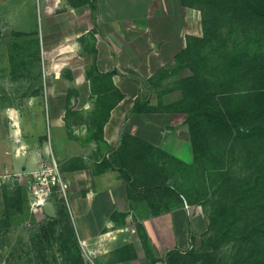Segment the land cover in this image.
<instances>
[{
	"label": "rangeland",
	"instance_id": "rangeland-1",
	"mask_svg": "<svg viewBox=\"0 0 264 264\" xmlns=\"http://www.w3.org/2000/svg\"><path fill=\"white\" fill-rule=\"evenodd\" d=\"M54 1L0 0V264H168L170 250L195 251L196 264H264V233L247 237L264 219V194L255 189L245 195L264 161V145L208 134L207 153L196 152L187 114L176 106L184 97L181 81L192 70L222 108L238 107L258 90L261 78L264 83V22L236 19L202 0L187 6L181 0H118L122 18L127 10L143 26L120 30L118 41L132 48L130 54L123 50L112 58L101 50L99 60L97 27L87 24L98 0H60L57 16H42L41 7ZM69 6L78 7L73 23ZM56 38L59 47L80 42L60 51ZM232 59L236 74L227 72ZM257 64L261 78L247 72ZM123 97L133 106L111 123L107 138L118 148L124 135L132 136L148 164L134 177L169 191L132 189L121 170L101 162L111 144L104 131L102 139L97 135ZM137 99L142 106L133 111ZM8 113L18 118L17 126ZM50 157L68 183V201L50 199L57 221L47 242L43 227L50 219L32 207L25 185ZM87 169L103 189L90 214L80 199ZM16 188L22 208L9 203V210L3 195L12 197ZM116 206L130 209L131 242L98 245L93 236L104 234V214L117 220L112 231L125 227L112 215ZM80 236L91 240L81 245Z\"/></svg>",
	"mask_w": 264,
	"mask_h": 264
},
{
	"label": "trees",
	"instance_id": "trees-1",
	"mask_svg": "<svg viewBox=\"0 0 264 264\" xmlns=\"http://www.w3.org/2000/svg\"><path fill=\"white\" fill-rule=\"evenodd\" d=\"M191 0H181L183 5H189ZM205 2H211L215 4L218 9L232 15L236 19L240 20H252L264 22V0H202ZM186 49H183L178 57H182L186 53ZM236 59H232L230 65H227L228 74L237 73L238 64H235ZM258 64L255 65L250 71L247 72L254 74V76L260 77ZM192 76L182 79L181 88L184 92V97L181 102L176 106L178 110H182L187 114L186 121L189 125L190 132L192 133V143L196 152L201 151L203 154L207 153L206 148L209 146L207 141V135H215L219 137H239L249 141H254L264 145V83L261 78V87L258 90L252 91L243 97V103L238 107L222 108L215 103L216 94L208 90V84L202 81L201 76L197 71L192 70ZM233 80H227L226 85ZM229 99L233 102L234 97L230 96ZM141 102L139 99L135 100L133 111L139 110ZM142 106V105H141ZM103 129H100L98 137L102 139ZM101 162L109 167L116 166L123 173L125 180L132 189H163L169 191L170 188L165 184H146L141 180L134 177L138 172L148 168V164L142 153L137 149L133 137L130 135H124L122 137L121 145L118 148L112 149L108 157H103ZM259 173L255 179V183H251L245 195L251 197L248 194V190L259 189L260 193L264 194V161L259 167ZM5 207L9 210L17 207L22 208V197L20 188H16L10 197V194L4 192ZM16 200L17 203L13 202ZM10 201V202H9ZM8 202V204H7ZM221 208H223L224 202L218 201ZM9 203L13 205V208H9ZM232 202L231 204H233ZM236 204V203H234ZM234 208V205H232ZM231 210V206H227V211ZM57 213V212H56ZM50 219V218H49ZM56 218L50 219L46 227H43V238L49 241L52 234L55 233ZM259 229L264 233V219L259 223H255L250 227L247 237L252 232H258ZM70 230V227H69ZM71 235H74L71 232ZM75 240L74 236L69 238ZM77 247V246H76ZM199 255L192 250L179 251L170 250L167 254L168 264H196L199 259Z\"/></svg>",
	"mask_w": 264,
	"mask_h": 264
},
{
	"label": "crops",
	"instance_id": "crops-1",
	"mask_svg": "<svg viewBox=\"0 0 264 264\" xmlns=\"http://www.w3.org/2000/svg\"><path fill=\"white\" fill-rule=\"evenodd\" d=\"M61 1L60 0H55L54 1V6H45V7H41V15L43 16L44 14L46 15V18L52 17V16H57L56 14V9L59 7V3ZM84 8V7H82ZM119 8H120V12H121V7H120V3L118 0H98V4H97V10H95V17L94 19L91 18V22L87 23L93 26L97 27V33L94 34V36L96 37V49L98 51V59L100 60V53L101 50L102 51H107L109 52L112 58L113 55L116 57H118L121 53V51L123 52V50H125L124 52L130 54L132 51V48L130 46H127V48H125L124 46H122L120 44V42L118 41V36L120 35V30L126 32L127 30H129V28H139V26H141L140 28H142L143 24L141 23H137L136 21L133 19V15L132 13L127 14V10L125 11V15L122 18V15L119 14ZM128 7H126L127 9ZM81 9V8H79ZM129 9V8H128ZM76 11H78V7H68L67 10V15L68 18L70 19V23H73V17L76 16ZM54 20V19H53ZM41 21H42V17H41ZM69 23V24H70ZM140 24V25H139ZM122 25H124V28H122ZM138 25V26H137ZM78 37V36H77ZM76 37V38H77ZM118 37V38H117ZM123 40V39H122ZM47 41V40H45ZM62 42L60 40V38H56L54 40V43H56L55 47H59V43ZM80 41H77L76 39L74 40V42L71 43V45L67 44V45H63L61 47L58 48V50L62 51V50H71L76 46H78ZM53 43V44H54ZM62 45V44H61ZM53 46V45H52ZM112 54V55H111ZM98 62V61H97ZM99 65V63H97ZM119 64V63H118ZM104 72V70H101ZM85 80V79H84ZM86 84H87V88L89 90V88H91L90 82L89 80H85ZM83 83V82H81ZM113 84L120 90V86L116 84V82L113 79ZM77 86V85H76ZM127 97H123L122 99H120L115 105L114 107L110 110V118L108 120V122L104 125V140L106 139L108 143H110L109 138H107L106 135V130L107 128H109V126L111 125L112 122H116L117 118L122 114L123 118L125 117L126 113H128V111H130L131 107L133 105H128V103L126 102ZM8 116L12 119V121L14 122V125H16V122L18 120L17 117H13L12 115H10L8 113ZM118 141V140H117ZM117 143V142H116ZM111 148L109 149L110 151L116 147L115 143H110ZM121 145V144H120ZM109 152V151H108ZM108 152L106 155H108ZM89 172H85L84 170H80V171H84L83 172V176H84V180H83V193L80 195V199L82 201H84L86 203V205L88 206V208L85 211V214H90V212H94V210L97 208L96 205L99 203L100 200V194H102L103 189L100 188V184L98 183L96 177L91 173L90 169H87ZM126 182V181H125ZM127 183V182H126ZM55 206V203H54ZM56 209V206H55ZM116 210V211H115ZM179 210L181 212V216H184V208L182 206L179 207ZM130 211L129 207L127 209L121 210L119 208V206H116L114 208V210H112V215H115L118 217V219H122V220H118V221H122V223H124L125 227H121L118 228L114 231L111 230L112 227H114L117 224V220L112 218V216H110L109 214H104L103 217V228L105 230L104 234L103 232H96L94 237V242L97 243L98 245H127L128 243L130 244V235H132V232L134 231L133 228H131V224L130 219H131V215L128 212ZM121 213H124L123 218L120 216ZM93 216V214H92ZM121 223V222H120ZM77 224V223H76ZM119 226H123V224L119 225ZM131 231V232H130ZM91 238H86L85 236H80V241H81V245H86V243L88 241H90ZM190 241V240H189ZM191 242V241H190ZM129 262V261H128ZM122 263V262H120Z\"/></svg>",
	"mask_w": 264,
	"mask_h": 264
},
{
	"label": "built area",
	"instance_id": "built-area-1",
	"mask_svg": "<svg viewBox=\"0 0 264 264\" xmlns=\"http://www.w3.org/2000/svg\"><path fill=\"white\" fill-rule=\"evenodd\" d=\"M30 174L31 179L27 181L25 188L31 197L32 207L42 208L46 201L56 197L67 203L68 183L55 158L43 161Z\"/></svg>",
	"mask_w": 264,
	"mask_h": 264
},
{
	"label": "water",
	"instance_id": "water-1",
	"mask_svg": "<svg viewBox=\"0 0 264 264\" xmlns=\"http://www.w3.org/2000/svg\"><path fill=\"white\" fill-rule=\"evenodd\" d=\"M6 33H7V31H5V33L3 34V37H2V41L4 43H7V41H8ZM42 209H43L44 214L48 218H50V219L56 218L57 213H56V209H55L53 200L46 201L45 204L42 206Z\"/></svg>",
	"mask_w": 264,
	"mask_h": 264
}]
</instances>
